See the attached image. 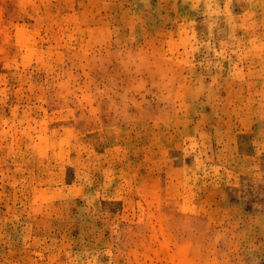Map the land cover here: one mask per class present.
Masks as SVG:
<instances>
[{
	"label": "rangeland",
	"instance_id": "374dc122",
	"mask_svg": "<svg viewBox=\"0 0 264 264\" xmlns=\"http://www.w3.org/2000/svg\"><path fill=\"white\" fill-rule=\"evenodd\" d=\"M0 264H264V0H0Z\"/></svg>",
	"mask_w": 264,
	"mask_h": 264
}]
</instances>
